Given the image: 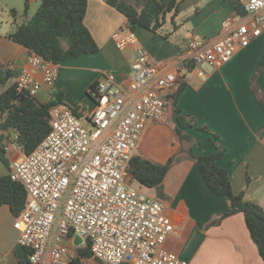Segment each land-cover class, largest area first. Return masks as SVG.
Listing matches in <instances>:
<instances>
[{
  "label": "crops",
  "instance_id": "obj_1",
  "mask_svg": "<svg viewBox=\"0 0 264 264\" xmlns=\"http://www.w3.org/2000/svg\"><path fill=\"white\" fill-rule=\"evenodd\" d=\"M25 1L0 0V71L10 74L6 84L0 80V95L16 84L35 55L8 38L21 24L12 22V14L11 18L4 13L13 10L17 13L18 6L23 2L25 6ZM43 1L28 0L30 11L35 6L39 8ZM128 2L139 11L144 7L143 0ZM237 14L234 0H184L176 20L178 27L167 24L164 28L168 38L143 28H137L135 33L141 46L162 70H174L175 60L185 52L188 40L217 38L223 33V23ZM85 25L99 52L72 57L59 65L56 84L63 102L83 117L95 105L90 90L97 85L100 76L112 72L118 83L127 89L131 65L137 59L136 48L121 51L113 41L117 31L130 25L108 0H88ZM263 56L264 34L240 49L219 69L202 65L182 72L179 79L186 87L178 106L194 125L184 130L192 140L179 139L173 112L168 108L162 120L148 123L138 144L137 155L154 163L166 164L174 156L180 159L170 168L161 188L144 187L142 190L164 202L165 215L174 227L165 249L188 264H264L244 215L236 213L224 217L233 211L231 203L210 190L196 162L187 153L191 150L194 155H210L219 147L223 148L225 154L218 164L230 172L234 192L244 193L247 201L264 210V71L254 78ZM49 92V87L43 85L38 101H48ZM5 117L0 114V124ZM15 136L14 131L1 136L5 138L9 165L24 155L22 150L10 146ZM9 165H5V169L0 164V177L9 174ZM15 220L8 206L0 207V264H27V251L18 245ZM65 244L77 256L78 248L67 240ZM81 264L102 263L90 257L82 259Z\"/></svg>",
  "mask_w": 264,
  "mask_h": 264
},
{
  "label": "built area",
  "instance_id": "obj_2",
  "mask_svg": "<svg viewBox=\"0 0 264 264\" xmlns=\"http://www.w3.org/2000/svg\"><path fill=\"white\" fill-rule=\"evenodd\" d=\"M240 1L245 13L226 20L215 39L188 40L174 70H162L130 27L117 31L116 47L136 48L137 59L127 89L112 72L100 76L95 105L84 117L90 127L66 102L52 108L46 138L9 165L11 179L28 194L14 223L28 264H69L77 256L65 240L78 249L90 247L102 264H188L165 249L174 227L164 202L136 187L128 167L148 123L165 117L166 96L182 72L202 65L219 69L264 34V0ZM57 79L58 66L35 54L16 85L36 99L47 85L50 101ZM14 132L10 146L23 151Z\"/></svg>",
  "mask_w": 264,
  "mask_h": 264
},
{
  "label": "trees",
  "instance_id": "obj_3",
  "mask_svg": "<svg viewBox=\"0 0 264 264\" xmlns=\"http://www.w3.org/2000/svg\"><path fill=\"white\" fill-rule=\"evenodd\" d=\"M143 1L144 7L140 11L128 0H108V3L128 19L132 31L143 28L168 38L169 34L163 32L164 28L167 24L174 25L175 29L178 27L176 20L181 14L184 0H166L164 3L157 0ZM234 4L238 14L245 13L240 0H234ZM87 6L88 0H44L35 15L19 25L8 38L57 66L72 57L97 54L99 47L85 25ZM29 9L26 0V18ZM11 14L16 18L14 10ZM263 71L264 56L258 64L254 78ZM9 77V72L0 71L3 84L7 83ZM185 87L186 83L179 79L173 92L166 96V110L169 108L173 112L176 125L174 129L179 139L191 141L192 138L184 130L194 125L178 106ZM95 88L96 85L91 87V94L95 92ZM62 101V94L58 93L55 99L42 103L28 92L18 91L17 85L13 84L0 95V114L6 116L0 128L4 132L16 131L24 155H30L50 132V112ZM4 140V137L0 140V160L9 165ZM187 153L196 162L210 190L231 203L233 211L224 214V217L236 213L244 215L250 236L264 261V210L258 204L247 201L244 193L234 192L230 172L218 164L225 154L224 149L219 147L216 153L210 155H194L191 150H187ZM179 160V157L174 156L162 165L137 155L131 160L128 172L139 189L161 188L170 168ZM27 201L28 194L22 184L13 181L9 174L0 177V207L8 206L17 218L26 209ZM77 253V257L69 264H81L82 259L92 257L90 247L79 248Z\"/></svg>",
  "mask_w": 264,
  "mask_h": 264
},
{
  "label": "rangeland",
  "instance_id": "obj_4",
  "mask_svg": "<svg viewBox=\"0 0 264 264\" xmlns=\"http://www.w3.org/2000/svg\"><path fill=\"white\" fill-rule=\"evenodd\" d=\"M37 10H38V7H36V6L34 8H32L31 11L29 9V13H28V16L26 18L25 6H24V2H23L22 4H20V6H18V9L16 10L17 11L16 19L12 18L10 11L5 12L4 14L11 16L12 22L16 21V24H22L27 19H30L32 16H34L35 13L37 12ZM183 15H184V13H183ZM205 67H207V66H205ZM75 115H77V114L75 113ZM77 116L79 118H81V120L84 122V124H86L87 127H90V124L88 123V121L83 116H80V115H77ZM0 164L3 166V168L6 169L5 165H3V163L1 161H0Z\"/></svg>",
  "mask_w": 264,
  "mask_h": 264
},
{
  "label": "water",
  "instance_id": "obj_5",
  "mask_svg": "<svg viewBox=\"0 0 264 264\" xmlns=\"http://www.w3.org/2000/svg\"><path fill=\"white\" fill-rule=\"evenodd\" d=\"M81 241H82L81 238H80V237H77L75 242H76V244L78 245V244L81 243Z\"/></svg>",
  "mask_w": 264,
  "mask_h": 264
}]
</instances>
